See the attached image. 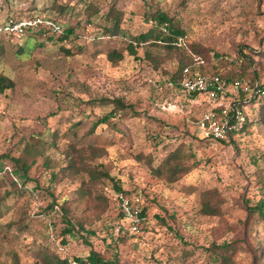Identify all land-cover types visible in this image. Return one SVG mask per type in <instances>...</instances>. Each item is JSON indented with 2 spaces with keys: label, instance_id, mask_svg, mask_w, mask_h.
<instances>
[{
  "label": "rangeland",
  "instance_id": "obj_1",
  "mask_svg": "<svg viewBox=\"0 0 264 264\" xmlns=\"http://www.w3.org/2000/svg\"><path fill=\"white\" fill-rule=\"evenodd\" d=\"M52 1L0 0V18L53 15ZM87 1L94 6L90 10L86 1L70 0L69 9L59 14L63 22H57L77 26L81 20L76 28L80 54L67 56L52 44L34 49L26 37H3L0 72L14 87L0 94V153L17 157L34 136L46 140L55 134L58 147L49 149V159L63 158L71 145L97 148L95 162L104 163L114 180L104 178L93 185V195L101 198L78 201L77 189L87 184L85 177L54 181L50 171L57 167L47 168L43 158L28 176L16 174L26 190L0 207V263L48 264L45 255L53 252L73 264L76 256L95 251L106 259L118 258L119 264H208L206 248L212 243L238 241L244 247L236 255L238 264H264V228L259 227L251 243L246 235L248 207L264 195V120L227 142L205 136L198 121L210 102L202 96L200 103L167 85L169 73L179 67L176 54L154 44L151 35L137 48L140 59L127 53L115 63L108 59L109 40L94 33L100 25H110L104 14L114 1L125 13L123 26L130 36L153 27L145 20L147 11H164L187 31V41L205 49V57L200 56L208 69L231 76L256 69L264 83V0ZM94 9L99 11L89 16ZM243 47L255 64L249 66L240 54ZM253 92V86L250 93L231 91L225 104H237L248 114ZM117 97L132 103L137 114L129 112L117 127L101 124L92 131ZM178 148L193 153L195 168L171 183L155 169ZM3 165L15 168L11 158ZM114 182L142 198L141 209L147 213L138 231L130 230L117 202L108 198ZM8 187H1L0 199ZM213 188L222 194V214L204 215L200 192ZM57 195L69 198L74 234L64 232L67 222L60 205L48 210Z\"/></svg>",
  "mask_w": 264,
  "mask_h": 264
},
{
  "label": "trees",
  "instance_id": "obj_2",
  "mask_svg": "<svg viewBox=\"0 0 264 264\" xmlns=\"http://www.w3.org/2000/svg\"><path fill=\"white\" fill-rule=\"evenodd\" d=\"M86 1L88 4L86 8L90 10L94 6ZM70 7V0H53L52 1V9L55 11L53 15H47L45 17L52 19L55 22L62 21L60 19V15L67 11ZM99 11L98 9H94L92 13H88L89 16H93V14ZM57 12V13H56ZM60 14V15H59ZM106 20L110 22L108 26H99L97 31L95 30V37L103 36L106 37L109 41V48L107 50L108 59L112 62H119L124 59L125 55L128 53L130 55H134L136 58H141L138 55V46L146 43L151 35L154 39V44H159L163 46L170 54H176L178 56V69L169 73L168 81H174L177 84L181 77L183 69L186 66H190L194 71L201 74H220L229 82H232L236 79H245L250 78L252 86L254 88V97L250 99L252 100V108L253 110L247 114V122L245 128L242 131H246L250 126H253L256 121L264 120V83L259 80V74L256 69L253 71H244L240 75L231 76L226 75L218 71H211L208 69L203 57L204 48H202L198 43L186 41L185 45H177L174 42L177 40L179 36H187V31L183 29L174 19L164 11H157L152 13L151 10L146 12L145 20L150 21L151 19H156L160 24L167 23L168 32L162 31L159 27L153 26L148 32L141 33L139 35H129V31L124 29V20L125 13L123 9L119 8L116 5V1L112 2L107 13L104 14ZM36 15L26 16L22 14H10L7 15L4 20H7L11 17L16 19H23L27 17H35ZM0 21L1 18H0ZM63 22V21H62ZM81 20L77 21V26L74 25H62L63 29L61 32H53L46 25H39L35 27H30L26 32L21 35V38L26 37V42H33L34 49H40L48 44L58 45L59 51H62L65 55L71 56L80 54L82 52V45L78 43L79 41V33H77L76 28L78 25L80 26ZM4 36H14L9 34H0V52L4 51V45H2ZM20 37V36H17ZM65 43H71L70 47H66ZM246 47L240 50V54L245 57L246 62L250 65L255 64V59L252 56H249L245 53ZM33 49L30 51L32 52ZM252 52L254 49H251ZM23 51V50H21ZM259 52V51H258ZM198 53L199 56L195 54ZM260 53H264L262 49ZM201 55V56H200ZM225 62V60L221 59V64ZM223 65V64H222ZM252 72V73H251ZM252 75V77H251ZM14 87V82L7 77L6 74L0 72V94L4 93V91L8 88ZM257 88L259 92L256 93ZM181 92V91H180ZM192 98H201L202 95L199 93L188 94ZM105 100V99H104ZM111 101V100H110ZM249 101V102H250ZM113 109L109 112H105L98 116V119L93 123V130L101 124H107L112 127H117L120 122L123 121L125 116L132 112L133 114H137L134 105L132 103H128L123 97L114 98L112 101ZM234 134L231 133L229 136L225 138H220L219 140L227 142V139H232ZM57 135L54 134L53 139H42V137L34 136L33 139L26 143L25 148L20 153L19 156L14 157L10 156L6 153H0V189L3 185H6L8 189L5 188V193L2 195L0 199V207L3 208L5 201L10 197L17 198V193L20 194L21 190L25 191V182L22 184L18 181L16 174L23 173L24 176H28L30 170L37 165L38 159L43 158L44 165L51 169L50 175L52 180H61L66 177H76L81 176L85 177L83 179V184L80 185L77 189L79 191V197L76 200L82 201L87 196L90 198L95 196V198H101V196L97 193V195H93L96 193V189L93 187L97 182L102 181L104 178H109L110 180H114L110 171L105 168L104 163L95 162L96 158L100 156L98 153L99 149L97 148H78L75 145H71V147L65 150L64 157L58 160L49 159L46 153L52 147L57 146ZM213 138V137H212ZM216 139V138H214ZM193 153L187 154L184 150L178 148L171 151L166 159L155 169L158 174H162L168 182H176L179 179L186 177L192 173L194 170V166L191 164V157ZM5 158H11L14 161L15 168L11 169L10 166H4L3 161ZM264 159V151L261 153V157ZM255 162H259V158H256ZM86 174V175H84ZM8 183V184H6ZM262 189L264 190V177L262 180ZM114 189L118 191H124L128 193V191L124 190L118 183L114 182ZM112 192V191H111ZM108 194V198L113 199L112 193ZM130 194V193H128ZM104 199H108L107 197H102ZM69 202V198L67 196L61 197V195H57L54 197L52 203H50L48 210L52 212L56 210L55 208L60 205L63 210H65V220H66V228L65 234H74L75 225L72 218H69V207H66V204ZM200 202L201 209L200 211L204 215L208 216H216L222 214V204L224 202L222 198V194L219 192L217 188L203 190L200 192ZM248 218L246 221V235L247 242H252L253 234L259 230V227L264 228V195L263 198L256 205H251L248 207ZM122 220L124 219V214L121 212ZM147 213L146 208L144 207L141 211V215H145ZM79 225L80 229H83L84 226L81 222L76 223ZM77 225V226H78ZM240 245V246H239ZM240 248H244L242 244L238 241H224L221 244L216 242L212 243L210 247L206 248L207 252V263L208 264H238L237 261V253ZM52 256V257H51ZM45 258L48 264H71L70 258H62L57 253L51 252L48 255H45ZM75 261L77 264H119L118 258L109 259L102 256L100 253L93 251L88 255V257L76 256ZM1 264V263H0ZM15 264H19L16 262Z\"/></svg>",
  "mask_w": 264,
  "mask_h": 264
},
{
  "label": "built area",
  "instance_id": "obj_3",
  "mask_svg": "<svg viewBox=\"0 0 264 264\" xmlns=\"http://www.w3.org/2000/svg\"><path fill=\"white\" fill-rule=\"evenodd\" d=\"M153 26L159 27L162 31L168 32L167 23H159L156 19L150 20ZM46 25L53 32H61L62 26L45 16L37 15L16 19L11 17L0 21V34L21 36L30 27ZM187 36H179L174 42L177 45H185ZM167 85L176 88L186 94L199 93L205 96L211 107L203 111L198 127L205 136L216 139L225 138L231 133H237L245 128L247 113L243 107L234 104L226 106L225 101L231 91L250 93L252 83L249 79H236L229 82L220 74H201L194 71L190 66L183 69L180 81H168ZM259 92L257 88L256 93ZM195 100H200L195 98ZM203 100H200L202 103ZM112 195L117 205L124 214V219L128 221L132 231H138L144 216L141 215L142 198L139 194H128L124 191L113 190ZM73 264H77L76 261Z\"/></svg>",
  "mask_w": 264,
  "mask_h": 264
}]
</instances>
